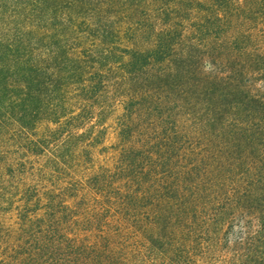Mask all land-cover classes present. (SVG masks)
<instances>
[{"label": "trees", "instance_id": "obj_1", "mask_svg": "<svg viewBox=\"0 0 264 264\" xmlns=\"http://www.w3.org/2000/svg\"><path fill=\"white\" fill-rule=\"evenodd\" d=\"M147 258L264 264V0H0V264Z\"/></svg>", "mask_w": 264, "mask_h": 264}, {"label": "rangeland", "instance_id": "obj_2", "mask_svg": "<svg viewBox=\"0 0 264 264\" xmlns=\"http://www.w3.org/2000/svg\"><path fill=\"white\" fill-rule=\"evenodd\" d=\"M112 20H115L116 21V19H112ZM54 41H56V39ZM63 42H66V41L63 40ZM68 43L71 44L70 41ZM96 44L99 45L101 43L100 42H98V43L96 42ZM105 48H106V46L104 44H101L100 46H98L96 48V51H94V52L96 54L97 53L101 54L102 51H104L103 54L105 55V54H107ZM62 49H63V47H62ZM40 53L41 52H38V55ZM41 56H43L46 59V65L49 66L48 70L46 71V73L43 74V76L46 77V78L48 77V80H51L52 79V75H53V71H54L53 68L55 67V64H57L58 61L57 62L55 61V56L51 52H47L46 54H44V52H43V54ZM46 78H45V80H46ZM50 86H51V89H54V85H51L50 84ZM43 88H46V87L43 86ZM115 89H117V87L114 86V84H113L111 86V88H110V92L111 93L108 96V102H109L108 104L109 105H108V109L107 110H108L109 113H108L107 119L105 121L106 123L103 126H98L99 128L103 129V131H105L104 134H103V139H102V141L105 142L104 145L102 143L103 146H108V145L112 144V142H114V139H115V128L113 127V122H114V119H115L116 115H115V113H113L114 114L113 115L112 114V111L114 110L113 109L114 106H116L115 108H117V110H119L120 103L117 100L119 98H121L119 94L114 93L115 92ZM44 90H45V93L44 94H47V93L48 94L49 93L56 94L55 92H52V91L50 92V90H49V92L46 89H44ZM51 99H52V97H51ZM44 108H45L44 112L42 114L40 113L39 116H41L43 118H49L51 116V113H52V108L50 107L48 110H47L46 106ZM119 111H115L116 114H118ZM75 144L76 143L73 142V144H70V145L74 146ZM102 145H100L99 148H102ZM105 152H106V150H105ZM104 154H106V153H104ZM104 158H105V155H102V156H100L99 160H102ZM82 161H80L79 156L77 154H72L69 158H67V161H65V163L61 164V166H60L61 172L58 173L59 175L57 174V177L56 178H50L51 175L49 173V175L47 177L49 179L45 180L44 181V184L45 185L46 184L50 185V183L53 182V183H56L57 186H59L61 184L62 185L63 184L65 185L68 182H73V181H76V180L81 179V177H82V172H81L82 165L86 166V164H82ZM8 217L9 218H7V220H8L7 222L10 223V220L12 219V218H10V217H12L11 214L8 215ZM149 257H150V255H149ZM144 264H162V262L161 261H157V260H153L151 258H147V261Z\"/></svg>", "mask_w": 264, "mask_h": 264}]
</instances>
